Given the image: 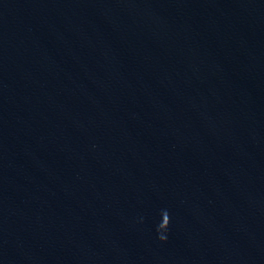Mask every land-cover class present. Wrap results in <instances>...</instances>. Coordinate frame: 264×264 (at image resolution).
Segmentation results:
<instances>
[{
	"label": "water",
	"instance_id": "water-1",
	"mask_svg": "<svg viewBox=\"0 0 264 264\" xmlns=\"http://www.w3.org/2000/svg\"><path fill=\"white\" fill-rule=\"evenodd\" d=\"M0 264H264V0H0Z\"/></svg>",
	"mask_w": 264,
	"mask_h": 264
},
{
	"label": "clouds",
	"instance_id": "clouds-1",
	"mask_svg": "<svg viewBox=\"0 0 264 264\" xmlns=\"http://www.w3.org/2000/svg\"><path fill=\"white\" fill-rule=\"evenodd\" d=\"M165 217L167 218L166 224L163 222ZM168 225H169V219H168L167 215H164L163 219H162V223L159 225V227L157 229L158 233L166 232L168 229ZM159 238L161 239L162 242L165 240V237L162 235Z\"/></svg>",
	"mask_w": 264,
	"mask_h": 264
}]
</instances>
